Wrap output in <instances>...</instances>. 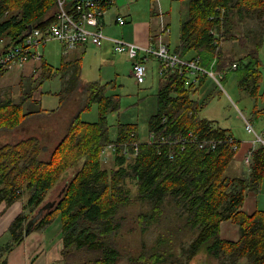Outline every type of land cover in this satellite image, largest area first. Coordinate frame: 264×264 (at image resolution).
<instances>
[{
    "label": "trees",
    "instance_id": "obj_1",
    "mask_svg": "<svg viewBox=\"0 0 264 264\" xmlns=\"http://www.w3.org/2000/svg\"><path fill=\"white\" fill-rule=\"evenodd\" d=\"M182 1L188 4V19L181 23L180 45L174 51L183 58L198 57L204 67L216 72L238 71L239 88L257 99L262 42L253 43L238 60L226 57L218 45L222 38L224 42L236 39L238 23L253 17L263 19L264 0ZM113 3L102 0L104 10ZM55 14L56 0H0V52L19 43L31 27H49ZM251 40L245 36L244 43L250 45ZM206 82L202 78L197 86L187 85L178 74L160 78L157 111L148 123L149 134L157 136L152 143L142 142L137 125L120 124L112 139L107 117L119 109V102L105 94L106 86L89 83L81 111L97 104L99 120L82 121L80 112L49 159H41L45 150L37 137L0 147V207L10 208L27 199L7 229L10 241L0 245V264H8L11 252L25 240L34 212L70 171L61 198L30 232L44 230L60 218L63 249L59 264H75L70 259L81 256L90 259L77 264H118L121 254L115 239L123 228L121 210L136 200L149 207L140 215V223L162 233L149 254L131 259V264H176L181 258L190 263L201 253L218 264H264V211L248 214L243 210L247 194L258 192L264 181V147L254 150L248 176L229 175L240 141L235 150L229 141L233 137L230 130L201 117ZM28 100L33 101L32 96L21 103L0 99V130H16L26 118L40 113L27 108ZM262 117L264 109H256L250 120ZM189 131L200 138L224 141L215 150L201 149L195 143L182 150L177 143L160 141L163 136L177 138ZM134 143H138V152L126 155ZM110 144H117L118 149L109 169L101 152ZM224 222L239 227L237 241L222 238Z\"/></svg>",
    "mask_w": 264,
    "mask_h": 264
},
{
    "label": "rangeland",
    "instance_id": "obj_2",
    "mask_svg": "<svg viewBox=\"0 0 264 264\" xmlns=\"http://www.w3.org/2000/svg\"><path fill=\"white\" fill-rule=\"evenodd\" d=\"M112 9L113 7L107 8L105 10L106 14L108 15ZM154 10L156 11V15L154 16L156 19H153V22L157 25L155 26L156 29H158L162 21L164 25H169L168 33L164 38L170 49L174 51L180 44L181 23L188 19V4L182 0H139L132 8L133 13L126 16L129 23L127 26L133 24L132 20L141 23L142 21H146L147 18H151L149 21H152V12ZM157 11L159 13L158 15ZM140 25V29H142L143 25ZM131 32H133V29ZM235 35V40L225 41L222 45L224 55L229 59L238 60L240 57L246 55V52L249 51V46L253 45L255 42H262L263 46L260 53L262 71L260 96L254 99L246 92L242 91L239 88L241 74L238 71L229 74V69H227L226 74L229 75L224 77V81L222 82L224 89H221L212 79H208L203 87L202 96L206 104L201 113V117L213 121L223 129L230 130L238 141L243 142L253 138L255 140V137L246 131L243 116L250 120L256 109H264V18L253 17L245 22L238 23ZM245 36H250L252 44L247 45L244 43ZM59 45L60 44L56 41H50L40 50L42 55L55 70L60 68L63 62L64 52H62ZM105 60V62L101 63L93 54H88L83 62L84 71H82V75L83 80L88 83L98 81L100 85L106 86L107 89L105 94L114 96L119 102V109L109 113L107 117L111 138L115 139L117 137V130L120 124L137 125L142 142H146L149 137V119L157 111V93L160 85V76L158 74V67H156L157 63L155 61L152 63L150 62L147 81L138 84L131 75L132 62L125 56L110 52L105 56ZM12 72L14 73L15 71ZM61 88L62 83L59 75L45 81L39 87V98L41 100L42 110L51 112V115L57 111H55V109L59 108L61 96H58V93L61 92ZM15 90H17V86H15ZM27 93L28 92H25L23 97L22 94H20L21 96L16 94L13 101L15 103H21L31 96L33 99L34 93ZM21 97L24 99L21 100ZM203 97L202 101L204 100ZM86 101L87 99L85 96V104ZM33 105V101H27V108L30 111H35ZM61 116L62 115L58 117L57 115L55 119L52 116L49 118L36 119L32 123L28 120L20 131L17 129V131L12 130L11 132L5 130L0 131V147L5 144H15L21 139L27 138L31 132L32 126L38 128V131L42 133L43 137L48 141H58L61 137L59 134L64 133V129H59L62 125L61 121H63ZM81 120L96 123L99 120L98 105L92 104L90 109L81 111ZM252 123L254 124L255 130L262 133V128L259 124L256 123V121ZM54 124H56V127H53ZM51 145L52 144H47L48 147ZM53 150L45 151L41 159H49ZM103 163L104 166L109 169L113 166L111 157L109 162L103 161ZM244 165L245 167L242 166L243 171L246 172L244 175L248 176L250 169L246 163H244ZM71 172L72 171L67 173L57 186L47 194L45 201L34 212V216H36L40 210L43 215L52 211L56 202L63 194L61 189L64 188L66 181L71 177ZM229 175L232 176L231 170L229 171ZM129 187H131V191L136 194L135 185L131 184ZM262 198L264 199V196H261V199ZM26 201L27 199L24 197L21 203L18 202L10 208H7L5 205L0 207V245L10 241L11 236L7 229L10 223L22 212L23 204H25ZM13 210L14 212H12ZM148 210V205L142 204L137 200L121 210V215L124 219L123 228L120 235L115 239L116 246L121 254L118 264H131V259L138 258L144 252L149 254L150 250L155 246L162 230L155 226L151 228L144 227L139 221L140 215L148 212ZM28 213L29 211L25 212V214ZM60 226V218L57 217L46 230L45 235L48 246H52L53 244L56 245V243L60 241V238H58ZM186 241L187 238L185 239V242ZM33 255H37V249L33 250ZM9 256V264H25V257H27L26 248L19 245L15 247ZM88 259L90 258L84 256L76 257L70 259V263H82ZM181 260V262L176 264H218L217 261L208 257L205 253L199 254L190 263H185L182 258ZM55 264H59V262ZM238 264H247V262L241 261Z\"/></svg>",
    "mask_w": 264,
    "mask_h": 264
},
{
    "label": "crops",
    "instance_id": "obj_3",
    "mask_svg": "<svg viewBox=\"0 0 264 264\" xmlns=\"http://www.w3.org/2000/svg\"><path fill=\"white\" fill-rule=\"evenodd\" d=\"M137 1L139 0H114L112 6L113 9L109 12L108 15L106 14L105 11L102 20L103 31L106 34V36L114 39H121L127 42L139 43L145 46L151 43V38H154L155 39L154 41L157 42V38H158L157 34L160 32L161 27L159 26L158 29H156L155 26L157 25L155 22H153L154 21L153 19H156V17H154L156 15L155 10L152 12V21H149V19L151 18H147L146 21H142L141 23L132 20L133 24L127 26V24L129 23H128V18L126 16L133 13L132 8L137 3ZM158 14L159 13L157 11V15ZM118 17H123L125 19L126 24L124 26H121L118 23L117 20ZM140 24L143 25L142 29H140L141 28ZM125 27L126 29L124 30ZM132 29L133 32H131ZM59 44H60L59 46L62 49V52H64L63 53L64 55H63V60H62L63 62L61 64V67L56 70L53 68L51 64L48 63L47 59L43 56L41 64H38L36 61L32 60L31 62L29 61L24 67L14 66L8 70L0 71V99H5L9 97V99L13 100L16 94H18V96H21L20 94H22L23 97V94L25 92H28L27 94L33 92L34 93V97L32 99L34 103L33 109L35 111L41 112V113L37 112L35 114H32L23 122L24 124H22L21 127L17 128V130L20 131V129L23 126H25L28 120L32 123L36 119L49 118L50 116L54 117L55 119L57 118V115L58 117L62 115L61 118H63L62 119L63 121H61L62 125L60 126L59 129L61 130L64 129L63 130L64 133L59 134L61 135V137L59 139L57 138L58 141L56 142L55 141L50 142L46 138H44L42 133L38 131V128H35L33 126L31 128V132L29 133V136L27 138L29 137L39 138L42 142V146L44 147L45 151L53 150L56 148L60 140L63 139L64 136L66 135V132L68 131L75 117L81 112V110L84 107L86 86L89 84L87 81L83 80V75H82V71H84L83 62L86 56L88 54H93L95 57H97L100 60L101 63H103L106 61L105 56L108 53L110 52L115 53L112 49V45L110 42H106L105 45L101 48H97L92 44H84V45L82 44L79 45L77 48L70 50L68 52H65L61 43ZM119 55H123V54H119ZM123 56L129 59L126 55ZM153 61L157 63L156 64L154 62L159 70L158 61L153 59L150 62L152 63ZM150 62L147 64L148 67L151 64ZM47 69H50L51 70L50 72H52L49 73L48 76L45 74V71ZM12 71L15 72L13 73ZM156 73H157V68H156ZM58 75L60 76L62 83L61 92L58 93V96L61 97L59 100V108L55 109V111L56 110L57 111L53 115H51V112L42 110L43 108L41 107V100L39 98L40 97L39 87L45 81H48ZM92 83H99V82L95 81ZM15 86H17V90H15ZM22 97L21 100L24 99ZM256 123H258L259 126L262 128V131H264V118L263 117L260 118L258 121H256ZM53 127H56V124H54ZM0 131H4V130H0ZM233 137L236 139L234 135ZM254 141H255L254 138L243 142L240 141V148L235 156V162L230 168V170L232 171V176H245L244 173L246 172H244L242 169V166L245 167L244 158L247 154H249L250 152H252L257 148V145H255ZM47 144H52V145L48 147ZM109 161L110 159L107 162ZM61 191L63 192L64 188H62ZM261 196L262 197L264 196V181L258 192L256 193L250 192L247 194L243 206L244 212L248 214H253L257 210L264 211V199L263 198L261 199ZM12 212H14V210ZM48 227H46L44 230L32 232L30 235L26 236L25 240L20 244V246L26 248L27 257H25L26 260L25 264H55L57 262H61L62 257L60 255L62 251L61 247L63 249V243L60 240L58 241V243H56V245L53 244L52 246L51 245L48 246L45 235V232L48 229ZM221 235L222 238L225 240L237 241L239 239V227L233 224L232 222H224L221 226ZM35 249H37L36 256L33 255V250ZM9 263L10 261L8 262V264Z\"/></svg>",
    "mask_w": 264,
    "mask_h": 264
},
{
    "label": "built area",
    "instance_id": "obj_4",
    "mask_svg": "<svg viewBox=\"0 0 264 264\" xmlns=\"http://www.w3.org/2000/svg\"><path fill=\"white\" fill-rule=\"evenodd\" d=\"M104 13L102 1L56 0L54 23L46 29L32 28L31 31L21 37L19 43L1 51L0 71L8 70L14 66L24 67L32 60L41 64L43 55L40 50L50 41L61 43L65 52L82 44H92L97 48H101L106 42H110L115 53L126 55L132 62L131 73L138 84L147 80V64L154 59L159 63L158 73L160 78L178 74L187 85L194 86H197L202 78L212 79L221 89H224L222 82L226 76L225 72H216L213 68H206L201 64L200 58H183L170 49L164 40L168 28L163 24V21L160 24V32L157 34V42L154 41V38H151V43L145 46L106 36L102 23ZM117 20L121 26L126 24L123 17H118ZM219 42L218 48H221L224 39L222 38ZM236 68L237 65L235 64L233 69ZM243 119L246 131L255 137V145L264 147V131L262 133L257 132L251 120L244 116ZM155 140H157V136L151 133L146 142L152 143ZM160 141L162 143H177L182 150L188 144L193 143L201 149L215 150L217 145L224 141V138H200L195 132L189 131L186 135L177 136V138L163 136ZM229 141L234 144L235 150L239 148L234 137H230ZM130 148H127L124 152L126 155H130L132 151L138 152V143L131 144ZM117 149V144H110L101 152L102 160L107 162L110 156L116 154ZM253 152L254 150L244 158V163L248 167H250Z\"/></svg>",
    "mask_w": 264,
    "mask_h": 264
},
{
    "label": "water",
    "instance_id": "obj_5",
    "mask_svg": "<svg viewBox=\"0 0 264 264\" xmlns=\"http://www.w3.org/2000/svg\"><path fill=\"white\" fill-rule=\"evenodd\" d=\"M79 2H88V1H102V0H78ZM32 30V27L30 28V30L29 31H31ZM28 31V32H29ZM64 192V191H63ZM62 192V193H63ZM43 216V214H42V212H41V210H40V212L38 211V213L36 214V216H34L33 218H32V220L30 221V223L28 224V227H27V231H26V236H28L29 234H30V232H31V229H32V227L35 225V223L41 218Z\"/></svg>",
    "mask_w": 264,
    "mask_h": 264
},
{
    "label": "bare ground",
    "instance_id": "obj_6",
    "mask_svg": "<svg viewBox=\"0 0 264 264\" xmlns=\"http://www.w3.org/2000/svg\"><path fill=\"white\" fill-rule=\"evenodd\" d=\"M106 5V4H105ZM31 62V61H30ZM30 64V63H29ZM45 64V63H44ZM38 68V67H37ZM36 70V69H35ZM39 72V71H38ZM103 91V90H102ZM3 92V91H2ZM6 99V98H5ZM103 111V110H102ZM33 113V112H32ZM103 113V112H102ZM100 114V113H99ZM27 115V114H26ZM103 115V114H102ZM81 124V123H80Z\"/></svg>",
    "mask_w": 264,
    "mask_h": 264
}]
</instances>
